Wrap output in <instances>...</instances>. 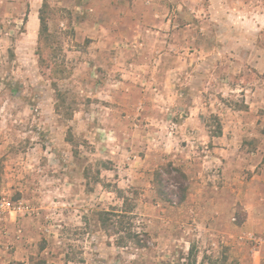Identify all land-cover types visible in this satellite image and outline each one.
<instances>
[{"label":"rangeland","instance_id":"374dc122","mask_svg":"<svg viewBox=\"0 0 264 264\" xmlns=\"http://www.w3.org/2000/svg\"><path fill=\"white\" fill-rule=\"evenodd\" d=\"M1 201L0 264H264V0H0Z\"/></svg>","mask_w":264,"mask_h":264},{"label":"trees","instance_id":"16d2710c","mask_svg":"<svg viewBox=\"0 0 264 264\" xmlns=\"http://www.w3.org/2000/svg\"><path fill=\"white\" fill-rule=\"evenodd\" d=\"M219 134L221 135V131ZM168 167L170 168V170L167 169L169 175L172 174V171H175L177 174L174 178L177 183V192H175V195L178 198L177 203H183L186 199L188 190V186L186 184L187 176L180 168H175L171 164H169ZM162 176V172L156 173V186H160V189L158 190L161 193L163 190L161 188ZM116 193L123 201V206L120 209L113 207L110 208V210H103L100 212L99 220L102 227L106 229V231L112 232V235L116 236V245L118 247H128L129 245H133L137 249H147L149 244L148 234L146 232H138L133 222L135 217V205L133 198L126 196L120 189H118ZM41 264L45 263L43 262Z\"/></svg>","mask_w":264,"mask_h":264},{"label":"built area","instance_id":"2783aa9c","mask_svg":"<svg viewBox=\"0 0 264 264\" xmlns=\"http://www.w3.org/2000/svg\"><path fill=\"white\" fill-rule=\"evenodd\" d=\"M0 207L1 208H10L11 207V203L7 202V201H1L0 202Z\"/></svg>","mask_w":264,"mask_h":264},{"label":"crops","instance_id":"0c3cea01","mask_svg":"<svg viewBox=\"0 0 264 264\" xmlns=\"http://www.w3.org/2000/svg\"><path fill=\"white\" fill-rule=\"evenodd\" d=\"M255 12H257V10H254V12H253V14H255ZM258 13H256V15H257ZM255 15V16H256ZM249 19L248 18H246V21H248ZM256 215V214H255ZM251 216H254V214L253 213H251V214H249V217H251Z\"/></svg>","mask_w":264,"mask_h":264}]
</instances>
